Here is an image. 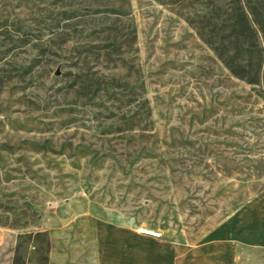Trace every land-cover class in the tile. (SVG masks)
I'll return each instance as SVG.
<instances>
[{
    "label": "rangeland",
    "instance_id": "rangeland-1",
    "mask_svg": "<svg viewBox=\"0 0 264 264\" xmlns=\"http://www.w3.org/2000/svg\"><path fill=\"white\" fill-rule=\"evenodd\" d=\"M231 1L0 0V264H98L99 218L264 264V84L197 32Z\"/></svg>",
    "mask_w": 264,
    "mask_h": 264
},
{
    "label": "trees",
    "instance_id": "trees-1",
    "mask_svg": "<svg viewBox=\"0 0 264 264\" xmlns=\"http://www.w3.org/2000/svg\"><path fill=\"white\" fill-rule=\"evenodd\" d=\"M219 3L214 9L221 11L224 5ZM204 16L197 32L226 68L248 83L264 84V0H232L219 14L220 30L226 26L229 30L218 42L214 40L218 32Z\"/></svg>",
    "mask_w": 264,
    "mask_h": 264
},
{
    "label": "crops",
    "instance_id": "crops-1",
    "mask_svg": "<svg viewBox=\"0 0 264 264\" xmlns=\"http://www.w3.org/2000/svg\"><path fill=\"white\" fill-rule=\"evenodd\" d=\"M95 238L99 254L98 264H233L230 259L215 261L198 260L199 253H197V250L199 246L192 248V253L195 255L193 258L172 262L171 244L167 245L166 259L165 251L161 248L165 246V244L161 241L157 240L155 237L141 235L132 230L124 231L122 226L111 224L106 218H99L96 220ZM157 244L159 245L156 246ZM239 244H241V241L238 239L223 240L213 238L207 242L205 247H212L214 253L230 257L231 248H236ZM218 245L221 246L219 250L217 249ZM156 249H158V251ZM156 256L160 258L157 261Z\"/></svg>",
    "mask_w": 264,
    "mask_h": 264
},
{
    "label": "built area",
    "instance_id": "built-area-1",
    "mask_svg": "<svg viewBox=\"0 0 264 264\" xmlns=\"http://www.w3.org/2000/svg\"><path fill=\"white\" fill-rule=\"evenodd\" d=\"M146 231H148V232L143 231V233L148 234V235H151V236H155V237H158L159 236L158 233H155V232H152V231H149V230H146Z\"/></svg>",
    "mask_w": 264,
    "mask_h": 264
},
{
    "label": "bare ground",
    "instance_id": "bare-ground-1",
    "mask_svg": "<svg viewBox=\"0 0 264 264\" xmlns=\"http://www.w3.org/2000/svg\"><path fill=\"white\" fill-rule=\"evenodd\" d=\"M140 230H142V229H140ZM142 231H143V230H142ZM145 232H148V231L145 230Z\"/></svg>",
    "mask_w": 264,
    "mask_h": 264
}]
</instances>
